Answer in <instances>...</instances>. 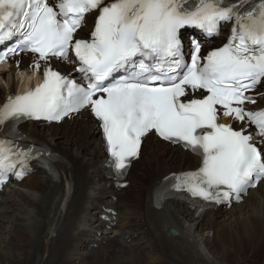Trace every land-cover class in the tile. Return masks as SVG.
I'll use <instances>...</instances> for the list:
<instances>
[{"label": "snow or ice", "instance_id": "1", "mask_svg": "<svg viewBox=\"0 0 264 264\" xmlns=\"http://www.w3.org/2000/svg\"><path fill=\"white\" fill-rule=\"evenodd\" d=\"M93 12L90 38H76ZM228 22L233 27L222 47L202 57L201 44L193 41L185 60L182 29L213 35ZM14 37L0 63L31 52L39 71L40 61H68L71 52L81 80L45 67L43 83L9 95L0 106V125L9 134L23 120L59 122L90 108L118 175L154 133L201 159L198 170L173 176L178 191L220 203L233 195L239 200L264 179V154L242 126L250 123L264 137V109L245 107L256 103L248 93L264 82V0H55L54 6L49 0H0V43ZM32 152L0 139V177L19 164L15 174L22 178ZM166 192L164 186L158 199Z\"/></svg>", "mask_w": 264, "mask_h": 264}, {"label": "bare ground", "instance_id": "2", "mask_svg": "<svg viewBox=\"0 0 264 264\" xmlns=\"http://www.w3.org/2000/svg\"><path fill=\"white\" fill-rule=\"evenodd\" d=\"M36 58L3 66L0 105L45 67L74 73L68 61L55 58L40 61L37 71ZM259 91L264 104V87ZM21 128L61 162L54 174L40 170L0 192V264H264V179L230 209L202 212L175 199L158 207L154 189L166 175L199 167L198 157L181 145L148 134L126 179L130 185L120 189L104 165L102 130L91 111ZM105 209L118 211L110 231L100 217Z\"/></svg>", "mask_w": 264, "mask_h": 264}, {"label": "rangeland", "instance_id": "3", "mask_svg": "<svg viewBox=\"0 0 264 264\" xmlns=\"http://www.w3.org/2000/svg\"><path fill=\"white\" fill-rule=\"evenodd\" d=\"M260 253H261V252H260ZM259 255H260V254H259ZM259 260L263 262V260H264V254H261V255L259 256ZM259 264H260V263H259Z\"/></svg>", "mask_w": 264, "mask_h": 264}, {"label": "water", "instance_id": "4", "mask_svg": "<svg viewBox=\"0 0 264 264\" xmlns=\"http://www.w3.org/2000/svg\"><path fill=\"white\" fill-rule=\"evenodd\" d=\"M175 232V231H174Z\"/></svg>", "mask_w": 264, "mask_h": 264}]
</instances>
